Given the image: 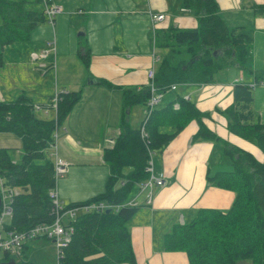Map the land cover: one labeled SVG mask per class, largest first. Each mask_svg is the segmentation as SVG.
I'll use <instances>...</instances> for the list:
<instances>
[{"label":"trees","instance_id":"16d2710c","mask_svg":"<svg viewBox=\"0 0 264 264\" xmlns=\"http://www.w3.org/2000/svg\"><path fill=\"white\" fill-rule=\"evenodd\" d=\"M181 5L194 11L198 24L192 28L170 26L155 32L156 48L170 49L169 58L163 55L157 59L152 79L155 91L163 92L160 102L152 107L147 105L153 94L150 84L137 90L116 86L103 78L96 81L121 90L120 132L111 145L102 150V160L108 166L103 191L89 199L63 203L65 209H82V212H75L72 219L62 220L65 226H73V232L58 259L59 264L135 263L129 224L142 204L130 200L131 191L148 179V161L191 122L198 123L192 141L201 139L216 145L221 142L231 168L220 169L207 179L217 187L232 191L234 197L227 210L202 207L190 219L173 224L162 234L161 248L186 253L189 264H235L243 259L264 264V159L258 160L249 151L212 132L203 124L206 113L179 91L183 84L211 82L214 74L229 64L247 70L252 36L241 27L225 23L219 15L217 0H182ZM253 9L257 14H264V4H254ZM47 21L41 0H0L1 47L29 41L33 30ZM1 52L0 48V66ZM78 55L87 65L90 57L87 44L78 47ZM51 68L53 63L39 69ZM56 93L59 99L54 110L51 99L48 104L34 103L23 90L15 97L0 100V133L17 136L22 151L20 159L16 160L11 147L0 146L3 186L16 189L6 229L22 231L55 217L48 193L55 184L57 188L68 165L65 173L56 174L49 144L55 132L59 139V126L80 99L81 90ZM168 93L171 96L162 102ZM232 96V103L223 110L228 129L240 137L254 138L264 154V123L254 120L251 85L235 83ZM135 104L146 106L138 127H133L128 119L129 108ZM50 110L54 112L51 118L40 114ZM165 127L169 130L165 131ZM154 188L149 202L148 190H143L146 204L151 202ZM96 204L104 207L84 209ZM4 252L7 257L9 252ZM15 260L17 264H34L28 261L24 250Z\"/></svg>","mask_w":264,"mask_h":264},{"label":"crops","instance_id":"0c3cea01","mask_svg":"<svg viewBox=\"0 0 264 264\" xmlns=\"http://www.w3.org/2000/svg\"><path fill=\"white\" fill-rule=\"evenodd\" d=\"M57 1L61 6L58 13L65 10L60 15L57 13L53 19L54 23L51 24L56 36L54 39L58 48L57 55L78 53V47L83 48L86 44L91 53L88 69L92 77H89V82H61V90H81L80 99L65 118L68 127L62 132V140H58V154L68 163V170L64 177L59 179L57 190L61 202L67 204L89 199L103 191L108 166L102 160V150L110 146L120 132L121 90L109 88L96 81L103 78L116 86L133 87L137 90L145 87L149 84L147 71L151 67L155 69L159 59L155 44L156 30L170 26L196 27L198 17L191 10L182 7V0H146L145 3L139 0ZM217 3L219 15L227 25L241 27L252 36L248 69L241 70L236 64H229L217 71L209 83H188L178 87L184 97L194 101L196 106L206 113L203 121L211 129L226 141L239 144L241 137L228 129V119L223 110L232 103L234 84L248 83L252 89L254 120L264 123V14H257L253 9L254 4H264V0H217ZM81 7L89 9L88 43L83 41L76 48L75 45L71 48L63 47L60 41L62 35L64 34L68 41L72 34L69 18L71 15L75 16ZM150 13L164 14V20L153 26L149 18ZM116 20L118 21L115 22ZM97 23L99 29H94L93 26ZM37 27V37L33 38ZM37 27L31 33L29 45L5 47L3 52L9 50L11 55L18 56L20 53L31 59L32 52L39 53L34 47L42 44L43 39H47V43L52 47L49 41L51 38L47 36V28L50 27L46 24ZM42 30L45 37L40 36ZM77 35L83 34L78 32ZM33 40L38 41L36 43ZM49 55L48 51L46 57L40 59L41 64L52 63V59L46 61ZM36 68L41 73L37 66ZM3 85L0 79V100H8L18 93L17 89H5ZM23 91L34 103L48 104L52 98L51 96L43 103L34 100V92ZM135 106L136 104L129 108L128 116L130 124L133 125H136ZM75 112L79 113L78 120L74 122L77 129L68 121ZM53 114L52 111V116ZM195 128V123H189L161 152L155 154L157 170L152 159L153 173L164 175L167 184L154 188L151 202L145 203L146 192L140 191L139 188L136 189V196H130L131 201L142 204L129 224L135 252L134 264H189L186 253L163 250L159 245L158 235L162 236L173 224L190 219L199 208L213 207L224 211L232 203V191L217 187L207 179L212 171L210 156L218 144L210 141L192 143ZM85 134H89V145L85 137H82ZM0 141H4L5 147H21L19 138L6 133H0ZM241 148L252 153L258 160L264 159V154L255 143H247ZM214 163L217 169L220 162L215 160ZM141 193L143 198L139 200ZM166 225L170 228H166ZM243 262L245 263L242 264H253L251 260Z\"/></svg>","mask_w":264,"mask_h":264},{"label":"rangeland","instance_id":"374dc122","mask_svg":"<svg viewBox=\"0 0 264 264\" xmlns=\"http://www.w3.org/2000/svg\"><path fill=\"white\" fill-rule=\"evenodd\" d=\"M142 3H145L146 0H139ZM59 4V3H58ZM41 7H44V4L41 2ZM83 11V13H82ZM64 11L58 13V15L64 13ZM193 14L194 11H191ZM196 15V14H195ZM118 20H116L115 22H117ZM54 23V22H53ZM53 23H49L47 21V23H45L46 25H48L50 28L48 29V37L51 38L49 39V41L52 44V47L49 46V44L47 43V39H43L42 44L34 47L36 50H38L37 52H41L44 50H48L50 52L49 58L46 60H50L52 59V63H54V67L49 69L46 73L42 72L41 73L37 70L36 66L38 68H40V64H41V60L43 58H39L37 60H32L30 59V57H24L22 54L18 53V56L15 55H11V51L6 50L5 52H3V48L5 47H23L26 45L30 44V40L29 42H21V43H12L9 45H6L4 47H1V51L3 52V64L0 66V79L1 81L4 83V87L3 88H8V89H17L18 92L20 90H27V91H32L34 92V100L35 101H39V102H46L51 96H54V94L56 92H59L62 89L61 86V82L63 81H68V82H72V83H79L81 84L82 81L84 80L85 83L89 82V77L91 76V71H89L88 69V64L86 65L81 58L79 57L78 53L76 52L75 54H69V55H57L58 53V48L56 46V42L54 37L55 33H53L52 31V26L51 24ZM69 28L71 30V37L68 39V41H66V37L63 34L60 41L62 42V46L63 47H69L71 48L72 45H75V48L78 47V44H81L83 41H86L88 43L87 40V36L89 37V9L87 8H80V11L78 13H76V15H71L69 18ZM99 25L98 23L95 24L93 26L94 29H99L98 28ZM192 28V27H191ZM38 29L39 27H37V29H35L34 33H33V38H36L37 36H35L38 33ZM78 32H83V35L78 36ZM45 33L42 32L40 33L41 37H45L44 36ZM34 42L37 43L38 40H33ZM170 51V49H168ZM168 50H161L159 48H156V52L159 56H163L169 55V51ZM54 51H55V59H54ZM91 55V53H90ZM170 57V55L168 56V58ZM44 64L47 65L46 62H43ZM223 72V71H222ZM7 96V95H6ZM171 96V94H166L165 98L163 99L162 102H164L165 100H167L169 97ZM7 98H9V96H7ZM187 98V97H185ZM233 100V99H232ZM135 109H137L136 114L134 115V120L136 122V125H132L134 127H138L141 124L142 119L145 116L146 113V106L143 104H136ZM40 114L42 116L51 118L52 117V111L48 112V113H44L43 111L40 112ZM78 115L79 113L75 112L73 114V116H71V118H69L68 121H71V125L77 129V127L75 126V123L78 120ZM129 116V113H128ZM205 116V115H204ZM203 116V117H204ZM191 123H195L196 128L195 130L198 128V123L197 122H191ZM203 124L208 127L212 132H214L215 134H217L218 136H220L221 138H223L221 135H219L217 132H215L213 129H211L207 123L205 121H203ZM189 125V124H188ZM187 125V126H188ZM68 127L67 123L64 122L59 126V141L62 138V132H64V128ZM186 127V126H185ZM165 131H168L169 128L165 127L163 128ZM194 130V131H195ZM7 135H12L13 137H17L11 133H6ZM82 137H85L86 142L89 145V134H85L82 135ZM192 139V138H191ZM224 140H226L225 138H223ZM62 140V139H61ZM196 141H204V140H195L192 141V143L196 142ZM238 142H240L239 144L235 143H231L233 145H236L238 147H242L245 146V144L247 143H255L256 141L254 138H243L241 137V141L239 140ZM4 141H0V146H4ZM59 144V142H58ZM218 145L215 146L213 148V151L211 153L210 156V162H211V167H212V171L211 174L215 173L216 171L220 170V169H224V168H231L230 163H228L230 160L229 158L223 153L222 151V144L221 142L217 143ZM258 146V145H257ZM12 157H14L16 160L20 159V155H21V149H16V148H12ZM59 150V145H58V149H57V155ZM72 151V150H71ZM156 154V153H155ZM157 155L153 156V160H154V168L157 170V161L156 157ZM215 160H218L219 166L216 169V164L214 163ZM154 169V170H155ZM158 172V171H155ZM209 175V176H210ZM139 187L135 186V188L132 189L131 194L136 196V193H138L136 191V189H138ZM136 191V192H135ZM139 200H141L143 198V193H141L138 196ZM59 201L61 202V197L59 196ZM62 203V202H61ZM63 204V203H62ZM141 207H139L138 210H140ZM82 212V209H78L76 211V214H80ZM136 214V213H135ZM134 214V215H135ZM67 219V216L64 217V220ZM10 220L9 217H5L4 218V223H8ZM166 228H170L169 225H166ZM170 230V229H168ZM167 230V231H168ZM159 237V245L161 246V236L158 235ZM24 254H27V259L28 261L34 263V264H57V250H56V246L54 244V242L48 238L45 237H39V238H35V239H30V240H26L24 242ZM17 257L13 254H10L6 257V254L4 252L3 249H0V262L2 261H8V260H15ZM22 258L24 259V256H22ZM251 259L248 260H238L236 263L237 264H242L245 263L243 261H250ZM252 262V261H251ZM235 263V264H236Z\"/></svg>","mask_w":264,"mask_h":264},{"label":"built area","instance_id":"2783aa9c","mask_svg":"<svg viewBox=\"0 0 264 264\" xmlns=\"http://www.w3.org/2000/svg\"><path fill=\"white\" fill-rule=\"evenodd\" d=\"M44 4L43 13L47 16L48 22L53 23L55 15L61 10V6L58 4L57 0H41ZM150 22L155 26L156 23H159L164 20V14L161 13H150L149 15ZM48 54V50L41 51L40 53L32 52L31 59L37 60L40 57L45 58ZM40 67H46L45 64H40ZM155 69L151 67L147 71L149 78V84L151 85V90L153 94L148 100L147 105L152 107L157 104L163 98V92L155 91V88L152 84V79L154 78ZM175 85L171 86V89H174ZM58 94L55 93L51 98L50 105L54 110L58 102ZM178 105L175 104V107ZM37 109H40V106H36ZM47 111V109H45ZM57 139L58 135L56 132L53 135V141L49 144L50 157L54 160V169L57 175H62L67 170L68 163L57 155ZM149 165L147 170L149 171V177L145 181L139 183V190H148L147 193V202L151 199V190L157 185H166L167 180L162 176V174L153 173L152 160L148 161ZM16 193V189L6 188L3 186V180L0 177V249L9 252L10 254L18 257L24 247V242L26 240L35 239L39 237H45L52 240L56 246L57 250V264L59 257L62 255L63 248L67 245L70 240L71 233L73 232V226H65L62 222L64 217L67 216V219H72L75 216L77 209H65L63 204L59 201L56 184L49 190V197L51 199V212L55 214V217L50 222H42L31 226L30 228L22 231L6 229L4 218L11 217L12 207L11 201L13 196ZM103 204H96L92 206H85L84 209H97L103 208Z\"/></svg>","mask_w":264,"mask_h":264},{"label":"water","instance_id":"95a60500","mask_svg":"<svg viewBox=\"0 0 264 264\" xmlns=\"http://www.w3.org/2000/svg\"><path fill=\"white\" fill-rule=\"evenodd\" d=\"M80 34H83V32H80ZM0 204H1V197H0ZM0 264H17L16 260H8V261H2Z\"/></svg>","mask_w":264,"mask_h":264}]
</instances>
